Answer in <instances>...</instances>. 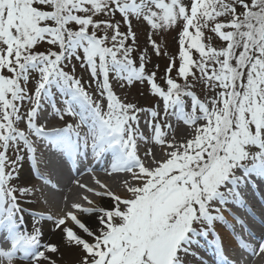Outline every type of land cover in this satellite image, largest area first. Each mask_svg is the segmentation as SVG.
I'll use <instances>...</instances> for the list:
<instances>
[{
  "label": "snow or ice",
  "instance_id": "6c2138e0",
  "mask_svg": "<svg viewBox=\"0 0 264 264\" xmlns=\"http://www.w3.org/2000/svg\"><path fill=\"white\" fill-rule=\"evenodd\" d=\"M134 21L149 28L143 46ZM153 56L167 58L162 77ZM114 81L146 85L156 103L126 102ZM141 143L163 158L153 147L142 157ZM49 153L73 168L89 153L108 160L106 175L128 174L126 195L93 173L95 187L74 181L87 195L62 215L32 212L29 231L22 202L42 188L19 181L31 161L56 189L41 170L56 167ZM250 189L264 205V0H0V262L58 264L63 247L78 250L74 264H208L210 242L213 264H247L244 253L264 256ZM41 220L59 240L43 239ZM221 230L239 258L225 255Z\"/></svg>",
  "mask_w": 264,
  "mask_h": 264
},
{
  "label": "bare ground",
  "instance_id": "6f19581e",
  "mask_svg": "<svg viewBox=\"0 0 264 264\" xmlns=\"http://www.w3.org/2000/svg\"><path fill=\"white\" fill-rule=\"evenodd\" d=\"M179 123H182V122H177V121L176 122L175 121L172 122V124L174 126H177ZM183 129H184V131L182 130L178 134L182 135V137H186L189 134L190 129H188V128H183ZM145 131H147V130H145ZM176 137H177V139L181 138L177 134H176ZM141 145L142 146H141V149H140V154H141L142 157H143V153L146 150V148L153 147V151H154V153L156 155V158L157 159L163 158L161 150L159 149L158 151H156L154 149L158 145L157 146L146 145V144H141ZM49 159H51V158L47 157L46 160H49ZM146 162H147V160H146ZM92 165H93V167H96L95 171L99 172V174H101L106 180L109 181L108 185H109V187L112 188L113 191H115L116 193H118L120 195H126L122 182L129 178L127 173H113L112 175L109 176V175H106V173H105V169L106 168L102 167L101 165H97L95 163L92 164ZM49 167H48V169H49ZM54 168L55 169H54L53 174L57 175V178L55 179V181L57 182L58 187H61V190H60V192H57V193L53 192L52 195H50V199L49 200H47V198H46V193H47L48 190L43 189V187H45V186L40 183L41 181H39L35 177V174L32 173L30 175V173H29V175L27 176V173H25V172L22 173L21 179L23 181L25 179H28L29 182L31 184L35 185L37 188H42V192H38L33 198H31L30 200L25 201V204L23 206L27 210L32 211V212H42V213H45V214L51 213L54 216L62 215L63 212H64V209L60 210L59 209V202L55 201L54 199L58 195H63V194H64V196L67 197L66 191H67V189H68V187H69V185L71 183H73L75 186H78L76 183H74V181L78 180V181H80V183H83V180L88 178V175H86L84 171L77 170L76 174H74L72 176V178L69 179V178L66 177L64 169L61 166H57V167H54ZM48 169H45V170L48 171ZM75 186L70 187L69 194H70L71 197L74 194L78 193V189ZM48 195H49V191H48ZM38 198L45 199V202L46 201L48 202V206L51 207L52 210L48 211L46 209L42 210V208H40V209L35 208V207H39L38 203H37ZM67 199H68V197H67ZM108 201H109L108 199L103 198V200L101 202H108ZM68 206L70 207V204H68L67 207ZM26 213H27V211L24 213L25 221H26V218H27L26 217ZM32 220H33V217L31 215V217L28 218V222L32 223ZM26 223H27V221L25 222V224ZM51 223L52 222L47 221V220H41L39 222L38 226H43L44 227L45 235H44L43 238H44L45 241L59 240V235L58 234L57 235H53L52 231L50 230L51 229ZM221 236H222L223 241L225 243V247H227L229 249L233 245V243L231 242V237L227 235L226 230H221ZM209 254H210V246H208L207 244H204L201 247V249H200V255L203 256V255H209ZM60 255H61V259L64 262L71 263V262H74V260L78 256V251L76 249L69 250V249H66V248L62 247ZM194 259L195 258H193L192 263L193 262L197 263L196 260H194ZM260 263L264 264V261L262 259L260 261V257H259V260L257 262H255V263H253V264H260ZM0 264H2V262H0ZM17 264H25V262H21V263H17Z\"/></svg>",
  "mask_w": 264,
  "mask_h": 264
},
{
  "label": "rangeland",
  "instance_id": "374dc122",
  "mask_svg": "<svg viewBox=\"0 0 264 264\" xmlns=\"http://www.w3.org/2000/svg\"><path fill=\"white\" fill-rule=\"evenodd\" d=\"M119 18V17H117ZM133 27H134V30L137 32L138 34V38H139V43L141 46H143V44L145 43V40H146V34L147 32L149 31V28L146 24L144 23H137V22H133ZM175 37H176V31H169V32H165L163 33L162 35V40H164L167 44V50L169 52H174L176 51L177 49V45H176V42H175ZM47 45H42V49L43 48H46ZM75 62V61H74ZM153 64H159L160 65V72L158 73V77H162L163 76V70L164 68L166 67V64H167V58L165 57H155L153 56ZM152 65H149V69H151ZM77 75L78 76H83V78L85 80H87L89 77H88V73L84 70V69H81L79 67V64L77 63ZM173 75H175V73H173ZM119 82V81H118ZM115 83V81H114ZM120 83H118V89H116V92L118 95H120V97L124 100H126V102H132V103H136L138 106H143V107H148L149 105L151 104H155L156 103V99H154L152 97V95L150 94V92H148L146 90L147 86L146 85H141L139 83H134V85L132 86H128L125 84L124 87H121L120 86ZM114 85V84H113ZM116 85V84H115ZM143 120L146 118L145 115L143 114ZM51 122H56V123H60L62 121H60L58 118H54L53 120H51ZM183 123H179L177 126H174L175 127V134H177L178 136H180L182 138V135H179L178 133L180 131H184L183 128H187L186 126L182 125ZM156 151H158L160 149L159 146L155 147L154 148ZM25 173H27V176L29 175V170L27 168V166L24 168V171ZM98 178H100L103 182H105L106 184H109V181L106 180L102 175H99ZM85 181L84 184L90 186V185H93L94 184V180L93 178H87V179H84L83 182ZM23 180L21 179L19 181V183L23 184ZM75 186L73 183H71L66 191V196L63 195H58L56 197V201L59 202V209L62 210L64 209V211L70 209V207L67 205L68 204H72L73 202H77L76 199L78 200L79 199V194L82 192L81 188L78 187V186H75L77 187L78 189V193L74 194L72 197L70 196L69 194V190H70V187L72 186ZM106 199H110V198H107L105 197ZM24 204H25V201H23ZM47 202V201H46ZM45 202V199L43 198H38V206L39 207H35L37 209H40L42 208L43 209H46L48 211H51L52 208L48 206V202L46 203ZM32 228V223H31V226H28V230L30 231ZM227 233V232H226ZM78 251V250H77ZM57 260H58V264H74V262H71V263H66L64 262L62 259H61V255L60 253L56 254V257H55ZM261 259L264 261V256H260V261ZM196 260V259H194ZM261 264V263H260Z\"/></svg>",
  "mask_w": 264,
  "mask_h": 264
}]
</instances>
